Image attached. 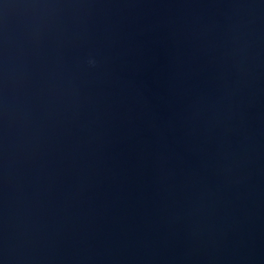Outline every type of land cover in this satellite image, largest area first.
<instances>
[{
	"label": "water",
	"instance_id": "95a60500",
	"mask_svg": "<svg viewBox=\"0 0 264 264\" xmlns=\"http://www.w3.org/2000/svg\"><path fill=\"white\" fill-rule=\"evenodd\" d=\"M0 264H264V0H0Z\"/></svg>",
	"mask_w": 264,
	"mask_h": 264
}]
</instances>
